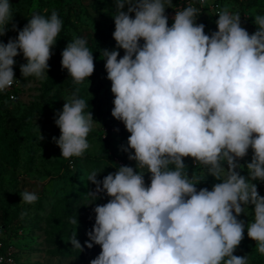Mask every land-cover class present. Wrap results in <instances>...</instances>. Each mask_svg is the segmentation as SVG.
Instances as JSON below:
<instances>
[{"label": "clouds", "instance_id": "9594fccd", "mask_svg": "<svg viewBox=\"0 0 264 264\" xmlns=\"http://www.w3.org/2000/svg\"><path fill=\"white\" fill-rule=\"evenodd\" d=\"M203 2L189 0L169 26L172 0H113L115 48L100 50V57L114 96L111 116L130 134L121 151L135 167L121 165L103 179L97 178L100 170L87 173L94 186L85 194L87 206L102 193L108 197L92 209L95 222L83 245L75 232L69 236L78 252L100 247L89 264H248L247 255H234L245 227L264 256V196L253 183L264 182V15L254 17L250 34L240 13L224 4L216 30L205 33L196 22V4ZM9 24L17 35L0 39V92L17 82L14 58L21 54L23 77L47 78L63 27L52 10L49 16L33 12L19 28L9 0H0V37ZM61 68L76 85L94 73L85 37L66 45ZM54 123L60 135L52 141L65 159L82 157L91 147L89 134L101 126L79 88L66 97ZM249 149L245 176L240 161ZM185 158L202 172L189 176ZM204 170L219 181L211 190L197 188ZM20 197L28 205L39 199L29 190ZM249 206L253 218L245 224L239 217L249 215ZM68 223L77 226L75 213Z\"/></svg>", "mask_w": 264, "mask_h": 264}, {"label": "rangeland", "instance_id": "374dc122", "mask_svg": "<svg viewBox=\"0 0 264 264\" xmlns=\"http://www.w3.org/2000/svg\"><path fill=\"white\" fill-rule=\"evenodd\" d=\"M9 2L13 8V23L19 28L27 23L33 12L49 16L52 10L59 13L63 27L52 48L47 78L23 77L20 65L26 61L21 54L14 58V70L20 85L17 102L0 101V240L10 250L13 264H89L99 254L100 247L78 252L72 248L69 236L75 232L83 245L87 239L86 232L95 222L92 209L97 204L107 203L108 197L102 193L92 205L87 206L85 194L94 188L87 181V173L100 170L102 172L97 178L103 179L121 165L135 167V162L129 161L127 154L121 151L122 145L127 147L130 134L121 122L111 116L114 96L110 91L111 82L106 78L105 61L100 57V50L115 48L112 39L115 6L113 0ZM224 4H230L233 11L240 13L241 24L250 34L256 31L254 17L264 15V0H205L196 21L205 25V33L216 30V9ZM172 5L173 8L166 9L169 26L175 11L185 6L176 0H172ZM8 27L7 35L0 37L5 43L9 37L17 35L11 30V24ZM76 36L88 40L95 61L94 73L79 85L74 84L67 71L61 68V52ZM119 51L122 57L123 50ZM76 88L88 102L94 120L101 126L89 134L91 147L82 157L65 159L52 141V137L58 139L60 135L54 114L62 109L64 100ZM39 135L44 139L39 140ZM114 144L117 145L115 150ZM251 156L249 149L248 155L240 161L244 166L240 170L242 175H247L246 163L250 162ZM185 164L189 176L193 172H202L191 159L185 158ZM145 182H150L147 174ZM218 182L204 170L197 188L211 190ZM253 183L264 196V182ZM24 190L36 192L39 199L31 205L22 203L20 193ZM21 213L26 215L22 218ZM74 213L77 226L68 223V217ZM248 213V216L242 214L239 217L245 224L253 218L252 206L248 207ZM234 255H247L248 264H264V256L255 250V242L247 237L246 227L244 239Z\"/></svg>", "mask_w": 264, "mask_h": 264}, {"label": "built area", "instance_id": "2783aa9c", "mask_svg": "<svg viewBox=\"0 0 264 264\" xmlns=\"http://www.w3.org/2000/svg\"><path fill=\"white\" fill-rule=\"evenodd\" d=\"M178 3H181L183 5H187V3L189 2V0H176ZM205 4V0L203 2V4L197 3V7L201 8V10L203 9V5ZM219 9H216V13L218 12ZM15 72V70H14ZM15 79L17 80L16 83H14L10 89L0 92V97H4V99L9 102V103H16L17 99H18V92H19V83H18V79H17V75L15 72ZM11 97H15V99H11ZM0 264H13V261L10 257V250L6 249L3 244L2 241L0 240Z\"/></svg>", "mask_w": 264, "mask_h": 264}, {"label": "trees", "instance_id": "16d2710c", "mask_svg": "<svg viewBox=\"0 0 264 264\" xmlns=\"http://www.w3.org/2000/svg\"><path fill=\"white\" fill-rule=\"evenodd\" d=\"M16 72V71H15ZM16 75H17V73H16ZM20 86V85H19ZM19 89H20V87H19ZM0 101L2 102V101H5V102H7L5 99H4V97H0ZM17 102V101H16ZM7 103H9V102H7ZM115 149H117V145L116 144H114V150ZM114 153H115V151H114ZM108 154L107 153H105V156H107Z\"/></svg>", "mask_w": 264, "mask_h": 264}]
</instances>
